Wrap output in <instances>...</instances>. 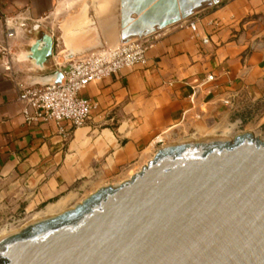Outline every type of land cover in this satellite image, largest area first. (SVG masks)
I'll return each mask as SVG.
<instances>
[{
    "label": "crops",
    "instance_id": "obj_1",
    "mask_svg": "<svg viewBox=\"0 0 264 264\" xmlns=\"http://www.w3.org/2000/svg\"><path fill=\"white\" fill-rule=\"evenodd\" d=\"M119 10V0H0V215L63 212L129 179L164 145L244 132L264 140V0H219L156 29L145 66L80 92L97 109L68 138L52 122L26 123L16 83L31 78L36 38L57 45L43 73L52 72L68 50L96 44L93 27L103 44L118 42Z\"/></svg>",
    "mask_w": 264,
    "mask_h": 264
},
{
    "label": "water",
    "instance_id": "obj_2",
    "mask_svg": "<svg viewBox=\"0 0 264 264\" xmlns=\"http://www.w3.org/2000/svg\"><path fill=\"white\" fill-rule=\"evenodd\" d=\"M219 0H119V42L177 23ZM136 15V17H133ZM68 50L64 59L103 47ZM42 33L29 47V83L56 53ZM0 264H264V140L250 132L164 145L137 172L75 206L0 238Z\"/></svg>",
    "mask_w": 264,
    "mask_h": 264
},
{
    "label": "built area",
    "instance_id": "obj_3",
    "mask_svg": "<svg viewBox=\"0 0 264 264\" xmlns=\"http://www.w3.org/2000/svg\"><path fill=\"white\" fill-rule=\"evenodd\" d=\"M181 27L193 34L197 32L194 21L183 22ZM7 35H12L11 31ZM207 41L206 37L202 38L203 43ZM152 44L153 39L147 35L127 42L103 44L101 48L76 55L60 68L63 75L60 83L40 85L18 81L17 98L23 103L24 121L32 124L52 122L62 136L68 138L71 130L83 127L97 109V103L80 92L94 81L145 66ZM224 103L229 101L224 100Z\"/></svg>",
    "mask_w": 264,
    "mask_h": 264
},
{
    "label": "rangeland",
    "instance_id": "obj_4",
    "mask_svg": "<svg viewBox=\"0 0 264 264\" xmlns=\"http://www.w3.org/2000/svg\"><path fill=\"white\" fill-rule=\"evenodd\" d=\"M106 2H111L113 0H104ZM94 11L91 10V13ZM83 198V196H80L79 199ZM86 198V197H85ZM84 199V198H83ZM82 201V200H81ZM74 204L71 205L73 207ZM42 215V214H41ZM40 216V215H39ZM39 216H34L33 218L31 215H23V214H15V215H0V238L3 237L4 235L19 230L23 226L27 225L28 223L34 221L35 219H39Z\"/></svg>",
    "mask_w": 264,
    "mask_h": 264
},
{
    "label": "bare ground",
    "instance_id": "obj_5",
    "mask_svg": "<svg viewBox=\"0 0 264 264\" xmlns=\"http://www.w3.org/2000/svg\"><path fill=\"white\" fill-rule=\"evenodd\" d=\"M57 208H58V207H56V206H54V205L48 207L47 210H46L45 212L43 211L44 213H42V215H40L39 218H41L42 216H44V217L46 216V217H47V216L52 215L53 213L56 212V209H57Z\"/></svg>",
    "mask_w": 264,
    "mask_h": 264
}]
</instances>
